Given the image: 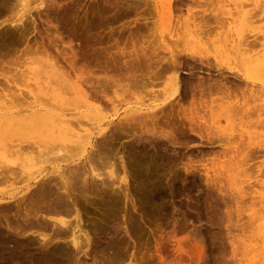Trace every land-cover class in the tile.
I'll return each instance as SVG.
<instances>
[{
	"label": "rangeland",
	"instance_id": "1",
	"mask_svg": "<svg viewBox=\"0 0 264 264\" xmlns=\"http://www.w3.org/2000/svg\"><path fill=\"white\" fill-rule=\"evenodd\" d=\"M120 1L121 3L122 1H124L123 3L126 4L127 6V7L125 6V8H121V10L123 9L124 12L123 11L121 12L120 8L119 10L117 9L120 6L121 7L124 6V4L123 3L121 4ZM138 1L139 2L135 1L137 2L135 3V6L134 4H132L133 7L130 5L131 10L130 8H128L129 3L131 4V2L130 1L126 2V0H119L118 4H116L117 5V8L115 7L116 9L108 8V10L106 9L103 10V8L105 7L102 6L101 3L102 0L101 2L100 0H62V2L60 1L59 3H61V5L63 6L74 7L73 8L74 11L77 9L76 13L77 12L79 13V10L83 11L84 9H89L88 11L90 12L93 11L97 12L100 10L97 9L98 6L103 7L99 11L103 14H106V12L107 15L112 14L111 13L112 9L113 11L114 10L116 11L115 19H120L119 24L115 23L118 20L117 21L115 20V22L113 21L112 24L110 23L111 26L109 25L107 28L104 29V31L107 30L108 34L106 33V35L108 37L105 35L102 38V40H100L101 42L97 40L99 41V43L95 41L94 43L93 41L90 42V44L92 43L94 44V46L92 44L93 47L101 46L100 44H102L103 41H104L103 43L107 42V40H109L108 41L109 43L102 44V46H106V44L112 46V44L114 43L115 39H117V37L119 39V41L118 39L116 40L118 43L121 42L122 44L123 42H127V45H130L131 35H133L134 32V30H130V29L133 27L134 23H136L134 24V27L137 25V23H140L143 26V28L145 26L147 27L144 28L145 30L142 27H138L139 25L135 27L136 33L134 34L136 35H134L133 38L135 44L136 43L138 45L143 44V46L147 45V48L149 50H155L156 53L159 52L158 54H160V56L163 57H167L171 53L176 55L178 54L179 61L180 60L182 61L181 63L182 65H180V68L181 67L182 68L181 69L179 68V70L181 71L178 74V80H180L179 84L181 83L180 84L181 88H179V92L181 93L180 94L181 98L185 95L186 98L183 97L180 100V97L177 98L175 97L173 98L174 99L173 102H172L173 99H171L172 105L175 104L174 107L172 106V108H174L175 110L174 114L178 115L180 117V120L182 119V122L183 121L186 122L184 123L186 124L185 126L187 127L183 129L182 132L184 133L181 132L178 133L177 135L182 134V136L186 135L192 137L190 139V137L185 138L186 136H184L183 138L185 139H183L181 138L182 136L180 137L177 136L179 137L178 142H177L178 138L172 139L173 141L176 140L177 143L175 145H172L170 142L164 139V137L159 139L158 138L152 139L150 147L153 148L150 149L149 144L147 146L149 148V152L150 153L152 152L155 158L154 163L151 166L152 171L150 175L152 178L147 173L146 165L143 164L137 166L139 170H137V173L134 174L131 165L130 164L128 165V163H130L128 161L129 158H127L128 160H126L127 156L126 157L124 156L125 159H123V163L125 164L124 165L125 170H127L126 174L128 176L127 177L128 179L126 185L122 181L121 182L119 181L114 186L118 188L121 185L122 189L124 188L123 190L120 188H118L119 190L114 188L116 192L115 197L117 201L115 206L116 208L114 209V211L109 212L107 208L104 205H102L103 203L100 200V197L94 195L86 196L87 197L86 201L82 197L81 202H82V206L85 203L84 205L85 209H81L82 210L81 214H82V219L86 225L85 227H88L92 223L101 222V220L106 217L107 219H109L111 225L116 223L119 226L118 229L119 237L124 240L125 246L127 247V251H126L127 255L129 256L132 254L135 260H137V263L139 261L142 262V263L139 262L138 264H161V262H159L160 260L157 257L159 252L161 253V255H163L164 258L167 259V262H165V264H252L251 261L255 254L253 253L254 252L253 248L261 244L259 238L261 234L264 235L263 232L264 227L262 225L264 224L263 222L264 221V77L253 76L249 78L247 75L250 76V74L254 72V68H255L254 64L258 62V59L260 58L262 49L264 47L263 45H261L264 42V38L261 35L262 32L264 31V11H263L264 0H201V1L197 0L198 2L193 0H185V3L181 5L178 4L179 6L177 5V3H175V1L177 0H170V3H168V5H165L167 4L165 0H160V2H158L159 0H138ZM209 2L212 4H208ZM234 2L239 7L235 6ZM139 3H140V7L139 6L136 7L137 4L139 5ZM197 3L200 4L202 7L199 6ZM162 4L165 7L172 5V7H168L172 10L171 11L167 10L168 11L167 13L165 9L168 8L165 7L163 8ZM134 7L137 9L133 10ZM126 8L129 10L126 11L127 10ZM204 9H206V11ZM142 10H144L142 13V17H145L144 18V20L146 19L145 22H143L144 21V20L142 21L143 18L140 17V12H142ZM197 10L199 15L196 12ZM118 14H120L121 16H119ZM138 16L142 19H140ZM195 16L196 17L199 16V17L196 18ZM204 16H205L204 20L211 19V21L210 20L207 22L205 21L206 24L200 22L201 19L204 18ZM246 16L249 17L245 20ZM194 19L196 21L193 22L192 20ZM197 19H199L200 21ZM248 20L249 23L251 24L248 23ZM195 22L196 24H194ZM144 23H146V25ZM199 23L201 26L198 25ZM123 24L126 25L123 26ZM204 25L207 26L202 28V26ZM112 26H115V29ZM212 26H214V28H210ZM241 26L244 28V31ZM134 27L132 29H134ZM119 28L121 29V31H119L120 30ZM139 28L143 29L144 34L143 32L142 33L140 32L142 30H139ZM195 29L196 31H194ZM206 29L210 31L209 32L206 31V34L204 35V31ZM113 30H117V33L116 31H114L115 32L114 33ZM125 30L126 32H124ZM175 31L178 33H175ZM198 31H200L201 34H198L199 33ZM194 32H196L197 34ZM175 34H178L179 36ZM30 35L31 34H29L28 37H30ZM218 35H220V37H218ZM241 36L245 38V40L243 39L244 40L243 45L241 44L242 42L238 43L239 49L241 48L242 51L241 49L240 50L237 49L238 48L237 42L242 41L240 40ZM106 37L108 39H104ZM143 37L145 42L143 41ZM52 38L53 39H51V37L47 39L49 42L48 44L46 43L47 42L46 37L44 39L42 38L43 41H41V43H43V45L39 46L38 49L40 50L41 47L45 46L46 50H48L50 54L53 53V55L51 56L48 53L49 57H53L54 59L55 58L54 56H56L57 60H60L61 65L63 64V66H67L66 65L67 62H65L66 61L65 59H69L70 61L71 57L70 56L67 57V56L69 54L70 55L72 54L71 51H68L69 49H67L68 48L67 47L66 49L70 53L66 54L65 57V52H66L64 48L65 46L63 47L62 45H59V43H57L59 42V39H57V37L56 38L52 37ZM30 39L32 38L30 37ZM56 39L57 42L55 41ZM50 40H54V41H50ZM189 40L192 42H190ZM247 41H248V45L251 46L250 49H248V52L249 51L250 52L247 54H242L244 44H247ZM50 42L53 43L51 44ZM54 42L58 44V46L62 51L65 50L64 52H62V54L64 53L63 55H60L61 50L59 51V48L57 47L56 44H54ZM72 43L73 44L71 46L74 47V50H77L78 49V46L76 44L77 41L75 42L73 41ZM95 43L98 45H96ZM49 44L51 45L49 46ZM177 44L178 47L180 45L179 48L176 47ZM210 44L211 46H209ZM54 45H56V47H54ZM34 46L36 47V45ZM207 46H209L210 48ZM23 47L24 44L17 47L16 53L11 54V57L10 55H8V57L6 56L7 58H9V60L11 59V61L12 59L14 61L15 60L14 58H17V60H15L17 62L12 61L13 63L11 62L10 64L9 62L7 63V61H5L7 58L6 59L4 58L3 61L4 63L0 65L1 66L0 69L2 70L8 69L6 70L7 72H5L4 70L3 72H1L0 70V80H1L0 82H2V85L0 86V92L2 93H0V95L1 97L3 96V101H4L3 104L2 99H0L1 102L0 105L1 106L4 105L3 107H5L7 105L5 104V102L9 104L10 102L13 103L12 101L9 102L6 101L7 99L5 97H7V95L5 93L7 90L6 88H8L6 86H11L12 89L10 90H13L12 91L13 93H15L13 87L16 88V93L19 92V88H20L23 91L24 90L27 91L24 93H28V91H31L32 93H36V95L38 94L37 95L38 97L40 96L42 98L44 97L47 98V96H45L44 93H40V92H44V91L47 92V86H48L50 90L54 89L56 92V94L54 90L49 92L50 95L52 94V96L50 97L51 103L56 105L55 103L57 101V106L59 105V108L65 107L67 103L65 99L67 98L69 100L70 98L71 100V97H69L68 94H64L65 91L64 93L62 92L64 90L62 89L63 88L62 84H64L65 82L62 83L59 82V80L57 81L56 79H53V77L56 78L55 77L56 75L54 76L52 75V78L50 76L51 74H48L46 76L45 73H42L43 70L40 69L43 66L37 69L39 71L41 70L40 71L41 73L38 72L37 75L35 76L36 73H34V71L37 66L42 65L39 62H41V59L44 58L43 55L41 54L39 55V53H43L42 48L40 51L37 49L38 53L35 52L33 49L32 52H34V54L29 53L25 55L24 53V55L23 54L21 55ZM49 48H51V50ZM57 48H58L59 56L54 53L56 52ZM112 48L114 49V47ZM175 49L177 50L176 52L174 51ZM187 49L188 51H186ZM19 50H21V52H19ZM74 52L75 51H73V53ZM254 52H256V54H254ZM251 53L253 54L254 58ZM257 53L259 54V56L257 55ZM194 55L197 57H195ZM188 56L191 57L192 59L191 58L189 59ZM185 57L191 61L189 62L188 59L186 61ZM198 57L201 61L203 62L206 61V63H203L200 60H198ZM201 57H204V59L206 60H203ZM195 58H197V63L195 61L196 60ZM207 58H210L209 59L210 62H208L209 60ZM192 60L194 64L192 63ZM198 61H200V63ZM243 61L245 62L243 63ZM247 61L250 62L248 63L250 64L248 66L245 65ZM183 62H185L186 64H188L187 62L191 63L190 64L191 68L189 69L190 67L189 64L187 67V65L183 64ZM78 63L80 64V62L77 63L75 62L73 69H75L76 65L78 66ZM208 63H210L209 66H207ZM152 65L156 66L155 63ZM194 65L196 67H194L195 69L192 70L193 69L192 66ZM77 66L76 68H78ZM80 67L81 66L79 65V68ZM79 68L78 70L75 69L77 72L74 71L77 75H79V73L82 72ZM89 69L91 70L92 68L88 67L86 68L85 71L88 72ZM31 70L33 71V74L31 73ZM82 70L84 71L83 68ZM90 70L89 73H87V75L89 74V77L93 78V76H90V74H92L95 70L94 68H93L94 70L93 72H90ZM23 71L26 72L25 76L24 74L20 73ZM98 72L101 71L97 70L96 73ZM163 72L166 71H162V73ZM18 73L21 76H19ZM101 73L100 75L96 74L97 78L98 76L100 77L103 74ZM93 74L95 75V73ZM22 75L24 77H22ZM82 76L86 77V75H83V72H82ZM180 76L182 78H180ZM222 76H224L225 78ZM38 77H42L40 79H43L45 77L46 78L40 83V79ZM48 77L51 78L52 80L49 81L50 79H48ZM182 79L184 81V84H182L183 83ZM53 80L57 81V83L55 82L56 85L54 84L55 86H53L52 83ZM37 81H39V84L38 83L36 84ZM46 81H49L48 83L50 82L51 83L46 86V84H48L46 83ZM58 82L62 85L60 86L62 88L59 87ZM154 82L157 83L155 85L153 83V85L148 86L146 88L148 91L144 90L143 94L141 92L142 90L141 91L137 90V92L135 90L134 94L124 93L120 89V87H114V86L110 87V90L107 89L106 95L110 100L113 101L114 104L117 105L119 118H123L124 117L123 114H125L128 111L129 114H133L135 112H141V113L148 112L151 110V109H147L149 108V106L151 107L154 106V104H158V102H160L163 99V93L170 90V88L172 87L173 80L170 75V71H168V73H165L164 75L163 74L160 75V77ZM187 82H189L188 85L190 84L189 86L191 87L194 85V89L190 88L186 84ZM221 82L224 84V88L226 85L227 89L224 90ZM3 83L5 84L4 87L6 88L3 87ZM88 83H90V81ZM212 83L216 84L217 86L220 83V86H218L220 88L216 86L219 89V91L217 88L214 90L215 87H213V89L210 91V88H212L210 87V84L212 86ZM43 85L44 87L42 88ZM57 85L58 87L56 88L57 89L56 90L54 87H56ZM67 85L70 86V88L72 89V90L69 89L68 90L72 94V95L70 94L71 96L74 95L72 97V100L74 98V101L72 102L73 106L71 105V103H69L66 105L67 107L63 109H66L69 113L76 112L75 114H79V112H82L84 108L82 106H78V108L76 107V105L74 106V104H76L75 99L77 98L78 101H80V99L77 97V94H75V91L73 90L74 87L73 84L67 83ZM86 85L89 86L90 84H86ZM168 85L170 86L168 87ZM32 86L33 87L37 86V87L36 89H34ZM83 86H85V84ZM207 86L209 87L208 89ZM195 87L197 89H195ZM38 88L40 91H38ZM41 88L43 89V91H41L42 90ZM115 88L116 89L118 88L119 91L116 90L115 92ZM184 88L185 90L187 89L188 91L190 89L191 90L189 91V93L186 90L187 92L186 91L185 93L183 92L184 93L183 95L181 91H184L183 90ZM221 88L223 91L220 90ZM59 89L61 90L60 92H62L64 96H62V93L61 94L57 93L59 92L58 91ZM10 90L7 91L10 92V94L7 93L8 99L14 101L15 100L14 97L11 96L12 98H10L9 96L12 93ZM22 90L20 91L23 92ZM65 90H67V88ZM153 90H155V93H153L154 92ZM207 90H209L210 92H207ZM194 91L196 94H194ZM201 91L203 92V94L201 93ZM147 92L149 93L147 95L146 94L144 95V93ZM156 94H158L157 97L156 96L152 97ZM193 94L195 95V97ZM65 95L68 97H65ZM56 98L58 99L55 100ZM19 100L17 101L20 102ZM29 100L31 101L30 98ZM62 100H64L66 103L64 101L62 102ZM23 101L24 100L21 99V103ZM25 103L27 104V102ZM64 103L65 105H62ZM9 104H8L9 107L8 106L5 107L8 109V111L11 110L14 111L23 108V107L21 108V106L19 105L20 103H18L19 106L14 104V108L12 107L13 104L12 106ZM164 104L165 105H163L162 107L164 111L162 110L158 112V116H163V114L165 112L167 113L171 108L168 102H165ZM3 107L2 108L0 107L1 109L0 113L4 112L3 109L7 110ZM165 107L167 108L164 109ZM71 108L73 110H71ZM234 108L235 110H233ZM231 110H232V115H229L231 114L230 113ZM178 111H180V114L177 113ZM220 115H224V116L219 117ZM176 117L177 116H175V118ZM226 117L228 118V120L230 118H231L230 120L233 119V121L230 123V120L228 121ZM189 123H191L192 126L191 128L194 129L193 132H190L188 129ZM45 126L46 125L40 127L38 124L37 130H34L37 127V123H34L29 127V129L27 130L28 132L25 133L26 131L25 130L23 132L15 134V136H13L12 139H19L21 141L22 140L38 141V139L41 140V138L46 139L48 138L47 135L50 134L49 133L50 129L47 128L48 130L44 131L43 128L45 129ZM46 127H50V126H46ZM157 129L165 133V135H168L166 134L169 130L168 127L166 128V126L163 125L162 130L160 128ZM186 129L188 130L186 131ZM42 131L43 133H41ZM3 135L4 137L5 136L7 137V139L4 138L5 141H8L9 136L7 135H10V131L5 132V134ZM198 135H202L203 138L202 139L199 138ZM32 136L34 138H32ZM168 138L170 139V136H168ZM187 139H189L188 142ZM211 139H213L212 143H211ZM183 140H186V142L184 141V143H179V141L182 142ZM121 142L122 144H120ZM126 142L132 143L131 137L125 136L122 137L121 140L119 138L117 140L118 145L114 141L115 144L114 148L116 147L115 150L120 151V153L118 154L119 157L121 155L123 157V155L125 154L122 148H123V143L124 146L128 144ZM153 143L154 145L156 144L155 147H157V145H159V147H157L156 149L154 146H152ZM160 147L161 148L163 147L164 149L163 148L161 149ZM8 152L9 151L1 149L0 160L2 157L3 159L2 161H7V162L12 161L13 157L12 156L9 157ZM149 152L140 155L145 156V158H147ZM27 157L28 156L25 157V155H23L24 159H27ZM116 160L119 161V164ZM116 160L115 161L113 160L114 162H117L115 164H118L117 166H115L116 168L118 167L116 170H118L119 175H122L123 169L120 160L118 158ZM172 160L174 165L172 164ZM18 161L20 162L21 160ZM42 162L43 161H41L39 165L38 163H36L35 167L40 168L42 166H49V163H45V162L42 163ZM184 164L185 166L187 164L189 165L185 167ZM188 167H190L191 170ZM187 168L189 169V171ZM185 169H187L188 172H186ZM148 176L151 178V180ZM234 178H236L237 180ZM256 181L259 183L256 184L257 183ZM145 187L147 188L145 189ZM4 188L5 186L1 185L0 191H9V188L7 187L5 189ZM137 188H141L142 190L141 189L139 190ZM135 192H139L140 196L138 193H137L138 195H136ZM152 194L154 197L155 195L157 197L154 198L153 196H151ZM157 194L160 196L158 197ZM141 195L143 201H140ZM151 197L152 199H154L155 202H152ZM99 200L101 201L102 204H100ZM139 202H141V204L143 203L142 204L143 206L139 204ZM139 205H141V207ZM142 207L146 208L145 211L143 209V212H141ZM131 225H133L134 227L132 226L131 228ZM107 227L109 228V226ZM258 227H260L261 230L260 228L258 229ZM132 229H134V231ZM0 230L2 232L7 231L4 228L3 224L0 227ZM130 230L133 231L132 232L133 234L130 232ZM90 236L93 239L95 237L94 234L92 233L90 234ZM40 243L41 241L39 240L37 246H39ZM177 243L179 244V250H176ZM121 250L125 251L124 248H121ZM189 256L191 257L190 259ZM127 257H125L126 260L123 262V264L132 263L127 259ZM97 258L99 259V256H97ZM80 261H82L83 263L85 262V264L93 263V261L90 260L89 258L87 259L82 256L80 258ZM135 262L136 261H134V263ZM17 264H29V262L27 260L24 261L19 260Z\"/></svg>",
	"mask_w": 264,
	"mask_h": 264
},
{
	"label": "bare ground",
	"instance_id": "2",
	"mask_svg": "<svg viewBox=\"0 0 264 264\" xmlns=\"http://www.w3.org/2000/svg\"><path fill=\"white\" fill-rule=\"evenodd\" d=\"M60 1L62 2V0H0V65L4 63L3 62L4 58L6 59L8 55H10L11 57V54L16 53L17 47L23 44H24V47L22 49L23 53L21 52V50H19V52H21V55L22 54L24 55V53L25 55L29 53L34 54V52H32L33 49L35 52L38 53V50H39L38 47L43 45V43H41V41H43L42 38L44 39L46 37V40H47L50 37L51 39H53L52 37H55V38L57 37V39H59V42H57V39L55 41L59 43V45H62L63 47L65 46L64 48L66 52L71 51L72 53L70 55L69 54L70 52L68 53L65 52V57H66V54H69L67 57L69 56L71 57L70 61L69 59H65L66 61L64 60L65 62H67L66 64L67 66H63V64L61 65L60 60H57L56 56H54L56 59L55 58L53 59V57H49L48 56L49 51L46 50L45 46H43L45 48V51H44V48L41 47L43 53H39V55L41 54L44 57L41 59V62H39L42 65L37 66L36 69L34 68L35 71L34 69L33 71L34 73H36L35 74L36 76L38 72L41 73L40 72L41 70L39 71L37 69L43 66L40 69L43 70L42 73H45L46 76L48 74H51L50 76L52 78V75L53 76L56 75L55 76L56 78L53 77V79H56L57 81L59 80V82H62V83L65 82L64 84H62L63 88L60 87L62 85L59 82H58L59 83L58 85L60 88L64 89L62 91L63 93L65 91L64 94H68L69 97H71V100L74 95L71 96L72 94L70 93L69 90H72V89L70 88V86L67 85V83H70V84L72 83L74 86L73 90L75 91V94H77V97L80 99V101H78V99L75 97L77 101L75 99L76 104H74V106L76 105L77 108L78 106H82L84 108V110L82 112H79V114H75L76 112L69 113L66 109H63L67 107L66 105L69 103H71V105L73 106L72 102L74 101V98L72 101L69 98L71 102L66 98L68 100L67 101L65 99L67 103L64 100H62V102L64 101L66 103V105L65 103L62 104V105H65V107L63 108H59V105L57 106V101L55 103L56 105L52 104L50 101L51 100L50 97L52 96V94L50 95L49 92L53 91L54 89L50 90V88L47 86L51 83V82L50 83L48 82L52 80L51 78H49L50 76L48 77V79L50 80L46 81V83H48L46 84L47 92L46 91L40 92V93H44V95L47 96V98L45 97L42 98L40 96L38 97L37 96L38 94L36 95V93H32L31 91H28V93H24L27 91L26 90L23 91L20 88H19V92L16 93V88L14 87L13 89L15 90L14 91L15 93H13L12 92L13 90H10L12 89V87L6 86L9 88L8 89L4 87L5 84L3 83V87L7 89L5 93L7 95V97H5L7 100L5 98L4 99L8 102L12 101L13 103L16 100L14 104L18 105V103H20L19 105L21 106V108L22 107L23 108L14 110V111L13 110L8 111V109L5 107H7L9 103L5 102V104H7L5 107H3L4 105L3 106L0 105L1 108L3 107L7 109V110L3 109L4 112L0 113V148L6 151H9L8 156L13 157V160L10 162L2 161L3 160L2 157L0 160V186L2 185V186H5V188L6 187L9 188V191H0V227L3 224L4 228L7 230L5 232L4 231L2 232L0 230V264H17L19 260L21 261L27 260L29 264H85V262L83 263L82 261H80L81 256L92 260L93 261L92 264H123V262L126 260L125 257H127L128 255L126 253L127 247L125 246V242L122 238L119 237V230H118L119 226L116 223L111 225L109 219H107L106 217L102 219L101 222L92 223L88 227H85L86 225L82 219V214H81V211H82L81 209H85L84 207L85 203L82 206L81 199L83 197V199H85L86 201L87 199L86 196H90V195L100 197V200L103 203L102 204L101 201L99 200L100 204L104 205L109 212L114 211V209L116 208L115 206L117 202L116 197H115L116 192L114 188L122 189L121 185L120 187L117 186L118 188L114 186L119 181L120 182L122 181L126 185L127 179H128L127 178L128 176L126 174L127 170H125V166H124L125 164L123 163V159H125L126 156H127L126 160H128L127 158H129L128 161L130 163H128V165L129 164L131 165L132 171L134 174H136L137 170H139L137 166L141 164L146 165L147 173L151 177L150 175L152 171L151 166L154 163V159H155L152 152L151 153L149 152V148L150 149L153 148V147H150L152 139L153 138L159 139V138L164 137V139H166L172 145H175L178 142L179 137L182 136V134L181 135H177V134L181 133L183 129L187 128L185 126L186 122L185 121L182 122V119L180 120V117L174 114L175 110L174 108H172V106L174 107L175 105V104L172 105V102L174 101L173 98L180 97V94H181L179 92V88H181L180 87L181 83L179 84L180 80H178V74L181 71L179 70V68H180V65H182L181 64L182 61L181 60H180L181 62L179 61L178 54L176 55V54L171 53L169 56L163 57V56H160V54H158L159 52L156 53L155 50H149L147 48V45L143 46V44L141 45H138L137 43L135 44L133 41L134 35H136L134 34L136 33L135 27L139 25L138 27L143 28V26L140 23H137L135 27H134V24L136 23H134L133 24L134 29H132L133 28L132 26H131L132 28L130 27L131 28L130 30H134V32L131 31L133 32V35H131L130 45H127V42H123L122 44L121 42L118 43L116 41L118 39L117 37V39H115L112 46L107 45L109 43L108 42L109 40H107V42H105L107 43L106 46H102V44H105L103 43L104 42L103 41L102 44H100L101 46L93 47L94 41L99 43V41L102 40V38L106 35L107 30L104 31L105 28H107L109 25L111 26V24L113 23V21L115 22V20L116 21L118 20L115 23L119 24L120 19H115L116 11L115 10L113 11L112 9V12H111L112 14L107 15V12L106 14H103L99 12L101 8L103 7L98 6L100 8L97 7V9H100V10L97 12L96 11L90 12L88 11L89 9H84V10L82 9L83 11L79 10V13H81L79 14L78 12L76 13L77 9L74 11L73 9L74 7L63 6L61 5V3H59ZM118 1L119 0H102L101 2L100 0V2L102 3V6L105 7L103 8V10L104 9L108 10V8H115V7L117 8L116 4H118ZM129 1L131 2V4L129 3L128 8H130V5L132 6V4H134L135 6V3L139 2L138 0H134V1L129 0ZM129 1L126 0V2H129ZM193 1L198 2L197 0H193ZM123 2L124 1H122V3ZM158 2H160V0ZM165 2H167V4L165 5H168V3H170V0L168 1L165 0ZM175 3H177V5L178 4L181 5L185 3V0H177L175 1ZM240 3H243V2H240ZM208 4H212V3L209 2ZM198 5L201 6L200 4ZM198 5H197V8H198ZM125 6L126 4H124V6L122 7L121 6L118 7L117 9L119 10L120 8L121 10V8H125ZM137 6L140 7V3L139 5L137 4L136 7ZM235 6H237L236 3H235ZM164 7L165 6L163 5V8ZM168 7H172V5L167 6L165 8H168ZM136 9L137 8L135 7L133 8V10H136ZM169 9L170 8L165 9L167 13L168 11L172 10V9L170 10ZM128 10L129 9H127L126 11ZM198 10L196 11L197 14H198ZM204 10L206 11V9ZM122 11L124 12L123 9L121 10V12ZM143 11L144 10L140 12V17H142ZM120 14L118 15L121 16ZM248 17L246 16L245 20ZM142 18L140 19H142L143 21L145 17H142ZM204 19H205V16L203 19H201V21L199 19L197 20H199L203 24H206V22L209 20L211 21V19H208V20L207 19L204 20ZM145 20L143 22H145ZM192 21L194 22L196 20L194 19ZM124 22H121V23H124ZM248 23H249V20H248ZM144 24L146 25V23ZM194 24H196V22ZM124 25L126 24H123V26ZM198 25H200V23ZM115 26H112V27H114L115 29ZM206 26L207 25H204L202 26V28ZM146 27L147 26H145L144 28ZM210 28H214V26ZM143 29L139 28V30H142L140 32L141 33L143 32L144 34ZM207 29L204 31V35L206 34V31L207 32L210 31V30L208 31ZM126 30L124 32H126ZM114 31H116L117 33V30H113V32ZM119 31H121V29ZM176 31L175 33H178ZM194 31H196V29ZM243 31H244V28H243ZM109 32H112V31H109ZM198 32H199L198 34H201L200 31ZM29 34H31L30 37L32 39L28 37ZM175 35H178V34H175ZM261 35L264 38V31L262 32ZM107 37L104 39H108ZM144 37H143V41H144ZM218 37H220V35H218ZM176 39H179V38H176ZM243 39L245 40V38L241 36L240 40L242 41L240 42L238 41L237 44L242 42L241 44L243 45V42H244ZM31 40H32V43H31ZM50 41H54V40H50ZM73 41L74 42L77 41L76 43L78 46L77 50H74V47L71 46L73 44L72 43ZM92 41H93L92 43L93 46L92 44H90V42ZM46 43L47 44L49 43L48 40ZM57 43L54 42V44L57 45L60 51L61 49ZM51 44H49V46ZM34 45H36V47ZM56 45H54V47H56ZM247 45H248V41H247V44H244L242 54H247L250 52V51L248 52V49H250L251 46L250 45L247 46ZM261 45L264 46V42ZM188 46H189V43H188ZM209 46H211V44ZM237 46H238L237 49H239V44ZM112 47H114V49ZM176 47H178V44ZM58 48L56 52H54L57 55H58ZM66 48L69 50L67 51ZM49 49L51 50V48ZM64 51L61 50L60 55H63L64 53L62 54V52ZM73 51L75 52L73 53ZM174 51L176 52L177 50L175 49ZM186 51H188V49ZM256 52H254V54H256ZM49 55L51 56L53 55V53L52 54L49 53ZM257 55L259 56L258 53ZM190 58L191 57H189V59ZM201 58L203 60H206L204 59V57H201ZM7 59L9 60V58ZM7 59L5 61L11 64L13 59L12 61L11 59L9 61ZM14 59L17 60V58H14ZM187 59L188 58H186L185 60L187 61ZM195 59L197 63V58ZM207 59L209 60L210 58H207ZM15 60L13 62H17ZM198 60H200L199 57H198ZM190 61L191 60H189V62ZM200 61L198 62L200 63ZM248 61L245 64L247 66L250 65L248 64L250 63ZM75 62L76 63L80 62V64L78 63V66L77 65L76 66L79 68V65H80L84 69L83 71L81 67L79 68L83 72V75H86V77L82 76V72H80L79 75H77L74 72L78 70L76 66H75L76 70L73 69ZM189 62L187 63L190 66L191 63ZM208 62H210V60ZM244 62L245 61H243V63ZM37 63H38V60H37ZM154 63L156 64V66L152 65ZM192 63H193V60H192ZM203 63H206V61ZM183 64H186V63L183 62ZM188 64H186L187 67H188ZM209 65L210 63H208L207 66ZM87 66L89 68H92L91 70L89 69L90 72H93L94 70L97 72L98 70V71H101L103 74L101 72L96 73L94 71L93 73H95V75L93 73H92L93 75L90 74V76H93V78H90L89 74L87 75V73H89V70L88 72L85 71L86 68H88ZM192 67H193L192 70H194L195 69L194 67L196 66L194 65ZM254 67H255L254 72L250 74V76L249 75L247 76L249 78L253 76L264 77V47L262 49L261 56L258 59V62L254 64ZM190 68L191 66L189 67V69ZM0 70L1 72H3L4 69L3 70L0 69ZM6 70L4 71L7 72ZM33 71L31 70L32 74H33ZM162 71H166V72L162 73ZM168 71H170V75L173 80L172 87L170 88V90L163 93V99L160 102H158V104H154V106H151V107L149 106V108L147 109H151V110L148 112H145V113L135 112L133 114H129L128 113L129 111H128L125 114H123L124 116L123 118H119L117 105L114 104L113 101L110 100L106 95L107 89L110 90V87L114 86V87H120V89L124 93L134 94L135 90L136 92L137 90H140V91L142 90L141 92L143 94L144 90H147L146 88L148 86L153 85V83L155 85L157 82L155 83L154 81L157 80L160 77V75L162 74L164 75L165 73H168ZM20 73L24 74L25 76L26 72L23 71ZM100 73L103 76L101 75L102 77L98 76L97 78L96 74L100 75ZM19 76L21 75L19 74ZM24 76L22 75V77ZM42 77H38V78L40 79ZM45 78L40 79V83ZM180 78L182 77L180 76ZM91 79H92V82H91ZM57 81L53 80L52 82L53 86L56 85L55 82L57 83ZM89 81L90 83H88ZM37 83L39 84V81H37L36 84ZM188 83L189 82H187L186 84L188 85ZM84 84L85 86H83ZM86 84H90V85L88 86ZM182 84H184V81ZM221 84L223 85V88H224V84L222 82ZM1 85H2V82H0V86ZM58 85L54 88L56 89ZM65 86L67 90H65L66 89ZM169 86L170 85H168V87ZM208 86H207V89L209 88ZM216 86L217 85L214 83H212V86L210 84V87H212L210 88V91L213 89V87H215L214 88L215 90L218 86H220V83L217 87ZM36 87H33V88L36 89ZM43 87L44 85L42 86V88ZM189 87L194 89V85L192 87L191 86ZM195 89L197 88L195 87ZM225 89H227L226 85H225L224 90ZM9 90L12 92L11 95L9 96L10 98L14 97L15 99L14 101L8 99V94H10V92H7V91ZM20 90H22L23 92H21ZM116 90L119 91L118 88L117 89L115 88V92ZM183 90L184 91H181V92L185 93L186 91L185 88ZM220 90L223 91L222 88ZM38 91H40L39 88H38ZM41 91H43V89ZM58 91L59 92L57 93H60V94L62 93L60 92L61 91L60 89ZM153 91L152 92L155 93V90ZM210 91L207 90V92H210ZM63 93H62V96H64ZM148 93L149 92L144 93V95L145 94L147 95ZM201 93L203 94L202 91ZM194 94H196L195 91H194ZM155 96L157 97L158 94L152 97H155ZM185 96L183 97L186 98ZM65 97H68V96L65 95ZM29 98L31 99V101L29 100ZM182 98L180 97V100ZM0 99H2L3 101V96L1 97L0 95ZM21 99L24 100L22 103H21ZM57 99L58 98H56L55 100ZM171 99H173L172 102H171ZM17 100H19L20 102H18ZM25 102H27V104ZM78 102L80 103V105ZM165 102H168L171 108L169 109L167 113L162 112L164 113L163 116H158V112L163 110L162 107L163 105H165L164 104ZM2 103L4 104V101ZM13 103L10 102L9 105L12 106ZM14 104L12 106L13 108H14ZM166 108L167 107H165L164 109ZM73 109L71 108V110ZM233 110H235V108ZM108 112H111V113H108ZM177 113L180 114V111H178ZM230 113L231 114L229 115H232V110L230 111ZM174 115L177 117L175 118ZM222 116L224 115H220L219 117H222ZM232 121L233 119L230 120V123ZM34 123H37V127L34 130H37L38 124L40 127L43 125L50 126V127L45 126V129L43 128L44 131L50 129V132H49L50 134L47 133L49 134L47 135L48 138L46 139L41 138V140L38 139V141L37 140L35 141H27V140L23 141L22 140L21 141L19 139H12V137L15 136V134H18L25 130H26L25 133L28 132L27 130ZM163 125L166 126V128L168 127L169 130L166 133L168 135H165V133L157 129V128H160L162 130ZM191 127H192L191 123H189L188 129L190 132H193L194 129ZM188 129H186V131ZM9 131H10V135H7L9 136V140L5 141L7 137L6 136L4 137L3 134ZM41 133H43V131ZM34 135H35V132H34ZM125 136L131 137L132 143H128L129 142L128 141L126 142L128 144L125 146L123 143L122 149L125 154L123 155V157L122 155L119 157L118 154L120 153V151L115 150L116 147L114 148V145H115L114 141L117 144V140L119 138L121 140V138ZM168 136H170V139L168 138ZM184 136H182L181 138H183ZM187 137H190V136H186L185 138ZM198 137L201 139L203 138L202 135H198ZM32 138L34 137L32 136ZM173 138H178L177 142L175 139H174L175 141H173L172 140ZM212 140L213 139H211V143H212ZM184 141L186 142V140H183L182 142L179 141V143H184ZM188 141L189 139H187V142ZM120 144H122V142ZM148 144H149V148L147 147ZM152 146L155 147L156 144L154 145L153 143ZM157 147H159V145H157ZM157 147L155 148L157 149ZM147 152H149V155L147 158H145V156L140 155V154H144ZM23 155H25V157L28 156L27 159H24ZM117 158L120 160V163L123 169L122 175L118 174L119 172L118 170H116L118 167L117 168L115 167L119 164V161L116 160ZM18 160H21V161L19 162ZM113 160L114 161L116 160L118 164H115L117 162H114ZM41 161H43L42 163L44 162L49 163V166H42L40 168H36L35 164L38 163L39 165ZM172 164H173V160H172ZM187 165L185 166L184 164L185 167H187ZM190 167L188 168L190 169ZM187 169H185L186 172L189 171V169L188 171ZM258 183L259 182H257L256 184ZM251 186H248V187H251ZM146 188L147 187H145V189ZM137 189L140 190L141 188H137ZM135 193L136 195L139 194L140 196L139 192H135ZM142 194H143V191H142ZM153 194L151 196H153ZM159 196L160 195H158V197ZM156 197L157 196L155 195L154 198ZM140 201H143L142 195H141ZM152 202H155L154 199H152ZM139 204H141V202H139ZM141 205L139 206L141 207ZM143 209L145 211L146 208L142 207L141 212H143ZM106 225L109 226V228ZM262 225L264 227V224ZM132 226L133 225H131V228ZM259 228L260 227H258V229ZM132 230L134 231V229ZM132 230H130L131 233L133 232ZM91 233L94 234L95 236L94 239L91 238L90 236ZM38 239L41 241L39 246H37V243H39ZM259 239H260L261 244L253 248L254 249L253 253L255 254L251 261L252 264H264V235L261 234ZM176 246H177L176 250H179L178 243L176 244ZM121 248H124L125 251H122ZM97 256H99V259L97 258ZM157 257L160 260L159 262H161V264H165V262H167V259L164 258L160 252L158 253ZM190 258L191 257L189 256V259ZM127 259L130 262H132L130 264L137 263V260H135L132 254L129 255ZM134 261L136 262L134 263Z\"/></svg>",
	"mask_w": 264,
	"mask_h": 264
}]
</instances>
